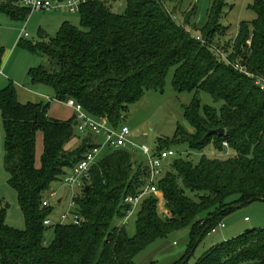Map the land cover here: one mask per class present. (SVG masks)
Instances as JSON below:
<instances>
[{"label":"trees","instance_id":"16d2710c","mask_svg":"<svg viewBox=\"0 0 264 264\" xmlns=\"http://www.w3.org/2000/svg\"><path fill=\"white\" fill-rule=\"evenodd\" d=\"M4 1L0 15L23 20L28 14L14 0ZM112 1L82 4L77 12L80 28L64 22L53 38L34 45L18 43L46 60L45 66L29 69L27 77L33 86L51 88L53 98L22 105L11 82L0 91L3 166L25 223L23 230L11 229L0 211V264H134L152 243L182 231L185 252L171 264H189L223 217L247 203L264 202V0H255V19L238 27L223 50L225 58L213 47L216 35L222 40L225 34L219 24L224 0H210L206 23L191 27L200 38L185 30L190 19L179 25L162 0H124L120 14L112 11ZM3 56L0 48V69ZM170 70L174 91L194 94L184 109L192 131L178 126L170 140L160 143L157 154L173 145L202 151L212 144L219 153L232 150L233 156L202 158L196 165L171 162L156 183L160 194L141 201L135 234L129 237L125 225L118 226L128 209L124 199L144 190L148 167L132 162L128 150H105L90 168L89 182L74 197L80 224L44 227L53 212L41 207L48 189L82 160L92 143L86 137L69 149L78 139L75 118H49L50 103L73 100L88 116L116 129L147 91H163ZM200 93L219 107L201 105ZM217 129L224 130L222 137L207 135ZM37 132L42 135L38 167ZM157 196L164 204L162 214ZM49 229L53 237L47 243ZM192 264H264V229L216 244Z\"/></svg>","mask_w":264,"mask_h":264},{"label":"rangeland","instance_id":"374dc122","mask_svg":"<svg viewBox=\"0 0 264 264\" xmlns=\"http://www.w3.org/2000/svg\"><path fill=\"white\" fill-rule=\"evenodd\" d=\"M162 1L168 12L172 13L175 21L179 25L183 24L185 20L189 18V26H186L185 30L191 35H197L200 38L198 33L191 27L195 25L200 28L206 23L210 0ZM224 1L226 7L221 14L219 24L225 29V34L223 35L222 40L217 38L218 34L216 35L213 47L218 48L217 50L220 51L222 57L225 58V54L227 53L223 52V50L226 48L227 42L231 41L237 34L238 27L244 23H251L255 19V14L251 9L255 0ZM4 2L5 1L3 0L0 3ZM110 7L114 13L120 14L124 11L125 1L113 0L110 2ZM56 16L64 19V22H68L71 25L80 28L78 13H69L64 10L54 12L28 11V14L23 20H11L4 15H0V48L4 51V55L7 51H11V45H13L16 38L22 33L28 35V37L23 40L24 43L33 45L55 37L61 27L60 24L64 23L62 20H55ZM57 24L59 26L55 28V25ZM15 48L16 51L12 57L7 73L12 80H15V82L19 84L20 87H32L33 85H31L27 77L28 70L39 66H45L46 60L31 54L23 46L19 45ZM172 75L173 70H170L161 93L147 91L139 102L130 106L125 119L116 128L120 129L121 127H126L129 130L128 140L130 144L128 150H133L131 158L134 163L147 165L148 158L142 152L141 148L147 147L150 156H155L158 152L160 143L170 140L174 136L178 126H181L188 132L192 131L184 119V109L190 105L194 94L188 92H175L171 84ZM40 88L43 90V93L47 95L46 102L51 101L53 95L52 89L47 86H41ZM198 99L201 105L212 106L215 108L219 107V105L215 104L211 97L205 93H200ZM54 106L57 105L50 103V108L47 111L48 116L51 115V117H53L51 110H53ZM75 135L78 139L75 138L70 142L68 145L69 149H75L79 146L75 145L80 140L81 134L76 131ZM40 138L41 134L40 132H37V150L35 154L36 166H39L40 164ZM167 151H171L173 155L160 163L159 174L156 178L157 181L169 171L170 163L175 160H186L193 165H196L202 158L224 160L233 156L232 150H225L222 153H219L214 149L212 144L208 145L202 151H190L184 145L170 146ZM103 152L104 151H102V153ZM3 160L4 135L0 123V211H3L4 213V222L6 226L15 230H23L25 228L24 218L18 207L16 193L8 185V175L4 169ZM51 188L56 193V197L49 199L46 196V199L49 200L53 206V212L49 216V219L52 222H55L61 213L72 211L70 202L73 196L78 194V192L62 185L58 181L53 183ZM157 194L160 193L158 192L154 195ZM148 196L150 195L148 194L145 197ZM57 198L62 199V203L58 206L53 204ZM157 199L158 212L162 214L164 213V204L160 196H157ZM139 206L140 204L136 206L124 226L126 234L129 237H132L135 234V221ZM221 222L224 225V228L220 229L219 232L217 231L218 234L211 235V237L207 236L200 242L195 249L189 264L194 263L205 251H207L210 248V242L221 232H223L224 235L228 234V237L233 235L232 237L235 238L247 230L264 229V202L254 201L242 205L227 216L223 217ZM118 226H121V221L118 223ZM52 237L53 230L49 229L45 233V241L49 243L52 240ZM186 238L185 231L172 233L166 239L157 240L152 243L146 250L137 255L133 262L134 264H149L151 262H156L157 264H171L184 254L187 241Z\"/></svg>","mask_w":264,"mask_h":264},{"label":"built area","instance_id":"2783aa9c","mask_svg":"<svg viewBox=\"0 0 264 264\" xmlns=\"http://www.w3.org/2000/svg\"><path fill=\"white\" fill-rule=\"evenodd\" d=\"M16 5L27 9L29 11H43V12H54L59 10H64L69 13H77L79 7L92 0H14ZM28 35L22 33L20 39L24 40ZM242 71V69L240 70ZM249 76L248 74H246ZM64 106L70 108L74 112L75 118V129L81 134H88L90 137H95L100 139V142H93L86 149L83 154L82 160L75 165L71 170H68L61 178L60 183L72 190L79 192L82 190L87 182L90 180V168L95 165L98 157L101 155L102 151L105 150H128L130 144L129 130L126 127H121L120 129H115L110 127L106 120H96L88 116L79 104H76L73 100H67L63 103ZM227 146L225 143L223 144ZM142 152L147 156V167H148V181L144 190L136 196H127L124 199V204L127 205L125 216L121 221V226L126 225L130 216L132 215L134 209L137 205L141 204L143 198L148 194H155L157 192L156 183L157 176L159 174L160 163L166 160L168 157L172 156L171 151H163L156 156H150L149 149L147 147L141 148ZM131 153L133 150H128ZM46 196L49 199L56 197V193L50 187L47 191ZM71 199L70 207L72 211L61 213L55 222H52L49 218L43 221L44 227H51L54 225H63L65 223H71L74 226L80 224L77 213H75L74 197ZM61 199L57 198L54 205H60ZM42 208H53L51 202L46 199L42 200ZM224 225L219 223L217 227L213 228L208 236L214 235L220 229H223Z\"/></svg>","mask_w":264,"mask_h":264},{"label":"crops","instance_id":"0c3cea01","mask_svg":"<svg viewBox=\"0 0 264 264\" xmlns=\"http://www.w3.org/2000/svg\"><path fill=\"white\" fill-rule=\"evenodd\" d=\"M57 19L62 20L64 22V19L60 18L59 16H56L55 20H57ZM61 24H60V26H61ZM58 26H59L58 24L55 25V28H57ZM20 37H21V35L18 36L16 38V40L13 42V45H11V49H10L11 51H7V48H6L7 52L5 51L6 54L3 56V64H2V67L0 69V91L3 88H5L11 82L13 84V86L15 87V91H16V95H17V101L20 104H22V105H25L27 103H32V104L42 103V104H44V103H46L47 95L45 93H43V90L40 88L42 85H35L34 87L32 86V87H28V88L20 87L19 84H17L15 82V80H12L11 77L7 73L9 66H10V62L12 60V57L14 56V53L16 51L15 47L18 46V43L21 40ZM52 98H53V95H52ZM51 103L56 104L57 106H54L53 110H51L53 117H51V115H49V116L47 115L49 118L59 120V121H68V120L74 119V112L70 108L64 106L63 103H60V102H51ZM0 123H1V118H0ZM80 136H81V138L76 143L75 146H78L79 143L81 142V140H83L85 137H87V136L90 137L89 135H80ZM90 138H91L92 142H100V139H97L95 137H90ZM40 145H41V154H42V135L40 138ZM36 150H37V141H36V137H35V154H36ZM40 157H41V155H40ZM35 166H36V164H35ZM36 167H38V166H36ZM61 203H62V199H61L60 204ZM218 232L216 234H218ZM216 234H214V235H216ZM228 236H229L228 234L224 235L223 232H221L216 238H214L210 242V247H212V246H214L220 242H225L229 239L234 238V237H232L233 235L230 237H228ZM208 237H211V236H208Z\"/></svg>","mask_w":264,"mask_h":264},{"label":"water","instance_id":"95a60500","mask_svg":"<svg viewBox=\"0 0 264 264\" xmlns=\"http://www.w3.org/2000/svg\"><path fill=\"white\" fill-rule=\"evenodd\" d=\"M107 1V0H105ZM208 136L214 135L217 137H222L224 135V130L223 129H217V130H212L207 133ZM87 190V187H86Z\"/></svg>","mask_w":264,"mask_h":264}]
</instances>
